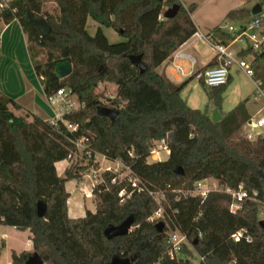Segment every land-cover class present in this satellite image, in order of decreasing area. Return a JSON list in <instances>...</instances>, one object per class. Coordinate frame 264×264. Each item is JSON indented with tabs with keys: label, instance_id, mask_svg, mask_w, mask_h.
Here are the masks:
<instances>
[{
	"label": "trees",
	"instance_id": "16d2710c",
	"mask_svg": "<svg viewBox=\"0 0 264 264\" xmlns=\"http://www.w3.org/2000/svg\"><path fill=\"white\" fill-rule=\"evenodd\" d=\"M48 1L56 4L55 12L43 9ZM174 3L179 4L178 13L160 20L161 12ZM256 3L262 10L253 15ZM15 5L44 94L67 88L82 104L64 115L65 121L77 125L69 130L63 121L52 124L28 113L16 116L12 110L20 105L0 92V225L28 229L33 245L31 252L20 253L17 264H25L33 252L43 264H109L114 257L127 258L129 264H264V227L258 215L264 204V136L249 139L243 131L251 119L247 99L223 114V94L231 76L217 87L199 82L209 104L220 112L221 119L214 121L208 107L193 108L182 97L193 77L175 85L158 71L197 31L192 20L196 5L185 7L177 0H15ZM263 7L264 0H247L226 18L243 24L264 13ZM27 12L46 19L50 26L46 36L28 21ZM88 18L100 25L93 35L86 29ZM13 19L6 17L5 24ZM101 26L123 40L111 43ZM206 35L212 43L233 39L220 25ZM40 53L43 61L37 62ZM134 55L141 56L143 73L131 63ZM239 55L250 58L254 79L264 88V43L257 49L248 46ZM63 61L71 62L72 71L60 79L54 70ZM216 63L213 57L206 67ZM102 82L116 86L107 104L95 93ZM99 105L116 110L117 116L110 120L98 115ZM87 135L92 152L128 166L148 190L163 195L161 202L105 171L94 189L95 212L86 210L85 216L70 218L65 183L79 182L89 165L73 162L60 177L55 164L68 160L76 152L75 141ZM161 139L169 148L167 158L148 161L151 146ZM179 167L182 174L175 173ZM206 178L223 187L242 185L251 198L232 213L231 196L224 192L212 191L203 200L183 195ZM122 189L131 195L121 202ZM39 200L46 204L44 217L36 213ZM160 207L162 216L151 220ZM129 217L128 234L111 239L104 235L108 225ZM159 221L164 223L162 232L155 227ZM176 229L189 244L182 246V256L171 259L167 238ZM239 229L251 240L233 241L230 236Z\"/></svg>",
	"mask_w": 264,
	"mask_h": 264
},
{
	"label": "built area",
	"instance_id": "2783aa9c",
	"mask_svg": "<svg viewBox=\"0 0 264 264\" xmlns=\"http://www.w3.org/2000/svg\"><path fill=\"white\" fill-rule=\"evenodd\" d=\"M177 1L183 5L181 0ZM167 8L168 7H166L161 12L159 16L160 20L165 18L164 12ZM17 12L18 9L15 5V0H0V26L5 24L6 17L13 16V20H17L15 17ZM222 29L226 30L233 37L231 42L228 44L212 43L207 35H204L198 30L187 40H192V42L202 40L208 42L215 52L214 57L217 61L215 65L198 69L196 67V58L185 49L178 47L167 59L168 64L171 66V74L174 76L193 77L194 80L202 82L207 87H217L226 84L232 70L237 69L252 80L255 94L258 97L264 99V88L262 87L259 80L254 79V70L251 66L250 59H246L245 57H241L239 55V52L245 50L248 46H251L253 49H257L262 43H264V13L251 19L249 22L237 25L227 24L226 27ZM234 42H244L245 46L239 47L236 50L231 49V45ZM45 98L48 104L54 110V117L49 121L52 124H56L58 121H63L67 129L75 130L77 125L65 121L64 115L75 111L82 106V104L77 100L76 96L72 94L69 89L61 88L51 95H45ZM246 125L252 129L251 134H247V137L249 139H253L255 134L254 129H261L264 126V119L259 118L254 123L253 121H248ZM89 138L90 136L87 135L81 136L79 139H77L75 141L76 152L70 155L68 158L71 163L77 162L79 165H89L87 170H85V172L82 174L81 180L78 182V190L84 198L90 199L93 197L94 189L102 182V172L108 171L116 174V177L119 180L126 179L133 190L136 189L138 191H147L148 194L152 196L158 203L161 202L163 195L158 192L148 190L141 183L140 179L131 172L128 166L119 160H107L103 155L92 152L88 148L87 144ZM149 152V157H152L155 160H162L161 152H166V154H169V148L164 140L161 139L153 143ZM98 157L102 158L109 165H106L103 168L98 164ZM115 180L116 178H113L112 182L114 183ZM210 181L212 182L209 183ZM212 191L224 192L231 196L232 201L229 210L232 213H235L241 208L242 202L245 199L251 198L242 185H239L236 188H231L228 186L223 187L219 185L216 180L208 178L196 181L192 188L183 192V195L185 197H201L203 200ZM130 195L131 193H127L125 189H122L119 192L121 202L125 199V197L127 198ZM162 214L163 209L160 207L151 220H153V218L162 216ZM258 215L264 220V204L260 208ZM230 237L233 241H240L243 238L246 241L251 240L250 235L247 234L246 230L243 229L235 231ZM188 244V238L184 233L178 229L171 231L167 238L168 256L171 259L178 257L181 254L182 246ZM6 264L15 263L10 261Z\"/></svg>",
	"mask_w": 264,
	"mask_h": 264
},
{
	"label": "crops",
	"instance_id": "0c3cea01",
	"mask_svg": "<svg viewBox=\"0 0 264 264\" xmlns=\"http://www.w3.org/2000/svg\"><path fill=\"white\" fill-rule=\"evenodd\" d=\"M241 3V5H245L247 3V0H243ZM241 5L230 10L240 8ZM194 24L199 31L197 24L195 22ZM195 43L196 41L192 42V40L186 41L180 47L185 49L196 58V67L198 69L204 68L212 60L215 52L210 44L205 41V43H207L211 47L212 52H210L208 55H203L200 51V47H196ZM9 62L10 64L8 65ZM158 71L164 73L167 78L175 85L185 81L188 78L185 76H174L173 74H171V66L168 64L167 59L158 67ZM234 73L243 72L237 69H233L230 74L231 81ZM193 80H191L184 87V89L182 90V94L185 88L189 86V84ZM230 84L228 85V87L230 86ZM0 92L12 98L20 105L19 109L12 110L16 116H25L28 113L39 116L45 120H51L54 117V110L46 101L41 80L35 74V71L33 69V65L28 53L27 38L22 31L18 20H13L8 24H3V27H0ZM182 97L184 98L183 95ZM243 99H247L246 108L251 116V111L249 108L251 100L249 99V97H240V99H237V101L234 102V105L232 107H229L228 109H223L222 103V113H227ZM185 100L188 103V99ZM206 107H208V113L211 116L212 111L215 108L212 107L209 102L207 103ZM27 119L31 120V117H28ZM249 121H253L252 116ZM70 164L71 162L69 160H62L57 162L55 164L57 174L60 177H64V172ZM70 185H72L71 189L69 187ZM65 189L69 193V198L67 200V213L70 218L83 217L85 216L86 210L95 212L96 205H94L93 208H89L87 207L86 203L81 200V198H79L78 196L76 198L73 197V195L76 196L77 192L80 193V191L78 190V182L76 180L67 181L65 183ZM83 199L88 198L83 197ZM0 240V254L5 252L8 255L6 261L4 263L2 262L1 264H6L10 261H13L15 264H17L20 253L31 252L33 249L32 241L30 239V232L28 229L18 230L13 226L0 225Z\"/></svg>",
	"mask_w": 264,
	"mask_h": 264
},
{
	"label": "rangeland",
	"instance_id": "374dc122",
	"mask_svg": "<svg viewBox=\"0 0 264 264\" xmlns=\"http://www.w3.org/2000/svg\"><path fill=\"white\" fill-rule=\"evenodd\" d=\"M243 0H181L184 6L189 7L192 3L196 5V8L192 12V19L197 24L198 29L201 33L206 35L208 31L217 25H220L222 28H225L227 24L237 25L236 20H232L226 18V12L234 7L241 5ZM243 6V5H241ZM249 6V4H248ZM43 9L47 12H55L56 11V4L53 1H48L43 5ZM264 10V7H263ZM100 25L96 23L91 18H88L86 29L87 31L93 35L95 34L97 28ZM0 27H3L1 25ZM102 31L108 38L111 43L120 42L123 40V37L119 35L116 31L111 28H106L101 26ZM196 47H200V51L203 55H208L212 52L211 47L205 43V41H196ZM244 42H234L231 45V49H238L239 47H244ZM246 59H250L249 57H245ZM37 62L43 61V54H39L36 58ZM10 62L8 63V65ZM168 73V72H167ZM95 93L98 95L99 100L107 104L109 99L113 98L116 94V86L111 83L102 82L99 83L97 88L95 89ZM185 99H188L189 106L197 109L204 110L207 106L208 99L204 88L201 84L193 80L189 86H187L182 94ZM240 97H249L251 100L250 102V111L253 123L256 122L257 119L263 118L264 119V99L258 97L254 92V85L252 80L248 78L243 73H234L233 78L231 81L230 86L226 89L223 94V109H228L234 105V102ZM251 128L248 125L243 126V131L245 134H251ZM257 136V134H255ZM261 135L264 136V126L261 128ZM255 138V137H254ZM162 160L167 158L166 152H161ZM67 160V159H66ZM148 161H157V159H153L152 157H148ZM98 157V164L101 165L103 168L106 165H109L107 162ZM123 175V174H122ZM210 181L209 183H211ZM70 189L72 185L69 186ZM79 197L83 202L86 203L87 207L93 208L96 205L95 196L91 199H83L81 193L77 192L76 196ZM161 199V197H160ZM0 247H1V240H0ZM7 248H8V238H7ZM8 250V249H7ZM1 251V249H0ZM179 256H182L180 254ZM8 257L7 253L3 252L0 254V264L6 261Z\"/></svg>",
	"mask_w": 264,
	"mask_h": 264
},
{
	"label": "water",
	"instance_id": "95a60500",
	"mask_svg": "<svg viewBox=\"0 0 264 264\" xmlns=\"http://www.w3.org/2000/svg\"><path fill=\"white\" fill-rule=\"evenodd\" d=\"M157 1H162V0H157ZM178 10H179V4L174 3L165 10L164 17L172 18L178 13ZM261 10H262L261 5L259 3H256L252 7L251 13L253 15H256L260 13ZM27 19L37 28L38 32L40 33V36L44 37L50 31V26L44 17L37 18L31 12H27ZM130 61L132 64H134L136 67L139 68L140 73H143L146 70V66L142 62L140 55L130 56ZM71 71H72V64L69 61H63L57 63L54 70L55 75L60 79L69 75ZM97 114L100 116H104L110 120H113L117 116L118 112L110 107L99 105L97 108ZM211 118L214 121H219L221 119V115L219 114L217 109H213ZM254 132L255 134L259 135L261 134V129L255 128ZM175 173L182 174L183 171L179 167L175 170ZM45 212H46V204L42 200H39L36 204V213L38 217H44ZM260 223L264 227V220H261ZM131 224H132V218L129 217L118 225H108L104 229V235L108 239H111L116 236L126 235L131 230ZM155 227L158 232H162L164 229V223L162 221H159L156 223ZM129 263L130 260L127 258L114 257L112 258L109 264H129ZM25 264H43V259L39 256L37 252H33L27 258Z\"/></svg>",
	"mask_w": 264,
	"mask_h": 264
}]
</instances>
